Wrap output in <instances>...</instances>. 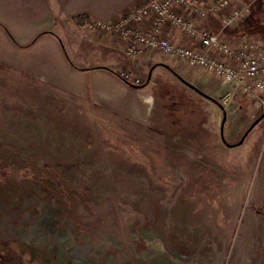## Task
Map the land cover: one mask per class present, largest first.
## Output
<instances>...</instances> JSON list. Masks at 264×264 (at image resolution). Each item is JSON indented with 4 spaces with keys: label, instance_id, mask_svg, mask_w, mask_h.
Segmentation results:
<instances>
[{
    "label": "rangeland",
    "instance_id": "374dc122",
    "mask_svg": "<svg viewBox=\"0 0 264 264\" xmlns=\"http://www.w3.org/2000/svg\"><path fill=\"white\" fill-rule=\"evenodd\" d=\"M245 2L221 38L264 42V0ZM167 89L173 123L156 131L0 68V264H264V103L238 90L223 130L236 145L199 154L207 131L174 113L195 97Z\"/></svg>",
    "mask_w": 264,
    "mask_h": 264
},
{
    "label": "crops",
    "instance_id": "0c3cea01",
    "mask_svg": "<svg viewBox=\"0 0 264 264\" xmlns=\"http://www.w3.org/2000/svg\"><path fill=\"white\" fill-rule=\"evenodd\" d=\"M145 1L0 0V68L35 81H45L79 98H88L107 114L143 129L152 125L156 131L163 130L162 126L174 119L166 108V96L167 88L177 85L195 97V102H181L180 109L174 110L182 114L175 116L180 123L178 128L188 133L193 130L195 136L202 127L207 131L206 136L195 138L199 154L236 145L223 138L225 110L230 103H224L221 97L231 87L223 84L219 77L202 68L193 70L181 66L175 57L159 51L129 57L123 52V42L118 36L105 31L85 36L84 27L77 21L86 16L94 21L116 22ZM215 1L207 0V5ZM245 1L233 0L232 7L246 4ZM182 10L193 15L190 9ZM220 18V13L210 11L198 22L222 36L224 28ZM164 35L179 44H193L172 25L165 27ZM81 36L93 41L88 44ZM92 50L96 52L89 53ZM95 55L97 59L93 58ZM121 71L145 78L146 82L142 86L130 84L121 77ZM209 112L216 113L213 120L208 117ZM221 112L224 119L220 134L215 125ZM166 131L164 133L169 134L170 129ZM180 141L185 150H188V142H193L186 134Z\"/></svg>",
    "mask_w": 264,
    "mask_h": 264
},
{
    "label": "built area",
    "instance_id": "2783aa9c",
    "mask_svg": "<svg viewBox=\"0 0 264 264\" xmlns=\"http://www.w3.org/2000/svg\"><path fill=\"white\" fill-rule=\"evenodd\" d=\"M232 1L216 0L208 6L207 0H146L116 22L94 21L85 16L79 23L95 32L105 31L118 36L123 42V52L129 57L143 56L146 51H159L175 57L181 66L193 70L202 68L216 75L223 84L231 87L221 97L224 103H229L238 90L249 96L255 95L264 103L260 96L264 93V42L249 37L229 43L198 22L210 11L220 13L224 29L247 18L251 12L250 4L232 7ZM228 8H232L229 13L226 12ZM182 9H190L193 15ZM169 25L179 29L193 44H179L165 36L164 29ZM121 75L137 86L146 81L125 73Z\"/></svg>",
    "mask_w": 264,
    "mask_h": 264
},
{
    "label": "water",
    "instance_id": "95a60500",
    "mask_svg": "<svg viewBox=\"0 0 264 264\" xmlns=\"http://www.w3.org/2000/svg\"><path fill=\"white\" fill-rule=\"evenodd\" d=\"M259 121H260V119L255 120V121L253 122V125L251 126L250 129H253V127H255ZM244 137H245V136H244ZM244 137H243V139L240 141V144L244 141V139H245Z\"/></svg>",
    "mask_w": 264,
    "mask_h": 264
},
{
    "label": "trees",
    "instance_id": "16d2710c",
    "mask_svg": "<svg viewBox=\"0 0 264 264\" xmlns=\"http://www.w3.org/2000/svg\"><path fill=\"white\" fill-rule=\"evenodd\" d=\"M121 77L124 78L128 83L132 84L127 78H125L123 76H121ZM238 144H240V143H238Z\"/></svg>",
    "mask_w": 264,
    "mask_h": 264
},
{
    "label": "flooded vegetation",
    "instance_id": "af4514ba",
    "mask_svg": "<svg viewBox=\"0 0 264 264\" xmlns=\"http://www.w3.org/2000/svg\"><path fill=\"white\" fill-rule=\"evenodd\" d=\"M261 214V213H260Z\"/></svg>",
    "mask_w": 264,
    "mask_h": 264
}]
</instances>
